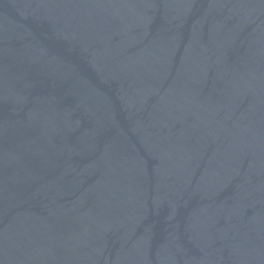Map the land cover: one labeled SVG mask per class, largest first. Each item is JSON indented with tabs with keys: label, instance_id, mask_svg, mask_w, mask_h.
Wrapping results in <instances>:
<instances>
[{
	"label": "water",
	"instance_id": "95a60500",
	"mask_svg": "<svg viewBox=\"0 0 264 264\" xmlns=\"http://www.w3.org/2000/svg\"><path fill=\"white\" fill-rule=\"evenodd\" d=\"M0 264H264V0H0Z\"/></svg>",
	"mask_w": 264,
	"mask_h": 264
}]
</instances>
